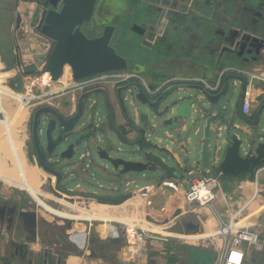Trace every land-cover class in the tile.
<instances>
[{
    "label": "water",
    "instance_id": "1",
    "mask_svg": "<svg viewBox=\"0 0 264 264\" xmlns=\"http://www.w3.org/2000/svg\"><path fill=\"white\" fill-rule=\"evenodd\" d=\"M104 1L59 0L58 2L62 3V10L51 9L47 12L45 10L42 14L37 15L40 21L37 28L42 26L41 32L50 38L52 49L48 54L35 55L34 59L37 60L38 68L43 66L47 72L53 74L54 81L62 78L64 69L68 65L71 66L76 80L125 69V60L118 56L110 46L113 28H106L104 35L97 39H88L82 32L74 31L77 25L89 21L96 4H101ZM50 3L57 7V2L56 4L54 1ZM256 4L257 1L248 5L249 13L255 15V18H251V20L255 22L256 26L248 25L249 20L244 22L236 19L234 21L231 17H226L220 24L223 32H211L210 50L213 55H226L227 59L221 62L223 65L236 66L239 64L242 66L243 63L250 62L248 56L264 51V26L262 24L264 23V3L259 6ZM120 12L121 10H118V13ZM34 20L37 21V18ZM20 22L21 17L18 18V26ZM227 24L233 26L239 24L240 29H234L232 26L229 28ZM41 59L47 60V64L46 62L43 64ZM247 86L245 79L232 73L224 75L219 85L217 82L211 88L179 83L162 93L160 91V94L132 86L128 90V94H130L131 103L135 107L136 119L131 118L129 111L123 118L127 130L130 131V133L127 131V134L134 136L131 140L117 125V118L113 114L112 106L107 121L108 127L105 126L106 123L104 122L101 126L91 124L85 130H78V123L82 118L83 99L87 98V102L91 101V98L96 97L97 94L96 92L86 93L80 98L78 115L73 119L62 121L59 153L52 158V160L60 158L63 160V164L60 166L61 170L47 167L45 157L38 147L41 168L56 178L55 192L70 194L71 191L62 185L66 184V178L85 176L89 171L88 167L87 172H81L78 175L75 166L78 164L82 168V166L88 165L84 162L87 158L78 163L73 161L77 149L84 141H87L89 146L97 144L99 158L118 173L162 171L161 180L166 178L177 180L179 179L177 167L169 165L160 156L162 151L166 149L165 146L160 145L167 142L174 145L184 143V149L187 153L186 159L189 160L193 155L196 164L208 170L214 178L221 179L236 174L249 176L254 172V168L264 164V128H261L264 122V104L258 109L254 120L243 115L240 118L235 116L237 110L241 109L243 105ZM238 87L241 89V95ZM102 93L105 95V92ZM138 103L148 112L141 113L137 107ZM125 108L127 109L126 105ZM44 112H46V108L38 110L35 114L34 136L36 140L38 118ZM238 120L244 125L236 124ZM98 131L106 134L103 135V139L97 137ZM160 131H164L166 137L157 135ZM54 132L56 134L55 129ZM107 133L115 135L122 144L130 147L137 146L138 151L135 154L140 156L142 161L132 162L122 158L125 153L108 140ZM152 136L159 143L158 146L153 144ZM245 136L247 137L244 138ZM137 137L140 139L136 140ZM101 142H104V146L98 145ZM87 151L91 153L92 157L91 150L88 149ZM68 153H74V155H68ZM137 182L146 183L148 181L141 179L132 181V183ZM129 184L127 182L126 186ZM154 187L155 185H150L135 190H127L125 194L116 189L108 190L110 193L108 195L89 194L87 192L83 196L108 204H120L137 194L148 193ZM19 216L30 228H36L38 224L36 212L22 211ZM110 226L113 228L115 236L110 234L105 240L113 244H120L122 238L116 225L110 224ZM92 231L99 235L96 228H93ZM90 251L92 256L96 255L95 250ZM67 259L68 256H64L62 261Z\"/></svg>",
    "mask_w": 264,
    "mask_h": 264
},
{
    "label": "crops",
    "instance_id": "2",
    "mask_svg": "<svg viewBox=\"0 0 264 264\" xmlns=\"http://www.w3.org/2000/svg\"><path fill=\"white\" fill-rule=\"evenodd\" d=\"M23 1L29 3V1L27 0H23ZM30 7H31L30 9H33L32 5H30ZM225 8L229 10V15L234 14L233 11L235 9V5L229 4L226 5ZM17 9L16 12L22 13L21 10H17ZM32 16L33 15L27 17L25 15L24 22L22 23L21 27L15 28L14 36L16 35L15 36L16 39L14 42L17 43L16 44L13 43L14 45L11 48V55L6 58V60L9 61L11 60V69L15 73L16 72L18 73L20 71L19 69L20 66H22V63L18 64L15 63L16 60L14 61V57L17 55L19 51H20V55H24L25 53H27L28 50V49L26 50L24 47L28 46L34 52V54L37 55L38 51L40 50L39 46L38 48H35L38 43L35 41L36 35L34 32V28L32 26ZM234 21H236V19H234ZM237 21H239V18H237ZM254 23L255 22L253 20H250L247 24L253 26ZM228 26L229 28L232 26V28L234 29H240L239 24H237L236 26L229 24ZM21 37H23L24 39L23 38L21 39ZM22 59H23L22 61L24 62L23 66L31 65L26 62L27 56H23ZM241 67L240 69L253 70L252 68L243 67V66ZM15 68L18 70L16 71ZM254 70L256 69L254 68ZM222 73L223 71L219 72L217 69L214 68H212L211 70V67H209V69L207 68L206 70H204L199 66L197 67V64L195 63L194 66L189 71L186 72V77L191 79L190 83L188 84L206 86L204 83L206 82L208 85L214 87L217 84V82H219L220 77L223 76ZM228 73H232L234 75L242 77L243 79L246 80L248 85H250L251 83L250 78L244 73L229 71L226 74ZM177 76L183 77L182 74H180V72H177ZM41 78L37 79V81L40 83L44 81V80L42 81ZM148 79H149L148 77L144 79V82L146 84V85L144 84V90L146 91H148L147 87L153 93H157V92L160 93V91L161 92L163 90L165 91L168 89V87L170 88V85L166 86L164 85L165 83L161 85L155 83L152 85ZM239 94L241 95V89ZM8 95H9V91H8ZM263 104H264V81H255L252 89L251 114L250 116L247 117L244 116V117L250 120H254L258 109ZM22 109L24 110L26 109L27 111L26 107H22ZM10 111L13 112L12 109H10ZM241 115H242L241 109H238L237 112L235 113V116L237 118H240ZM119 121H120L119 122L120 127L122 124L125 125V120L123 118L122 120ZM13 124L14 123H10L11 133H12ZM2 130L4 131V128H2ZM14 141L17 146V142L15 138ZM180 144L181 143L178 144L176 143L175 145L167 144L164 147L166 149H164L162 151V154L160 155L163 158V160L167 162L166 158L163 157V154L165 153L168 154L169 157L176 162L177 168H179L178 166L180 162L185 163L187 165V159L185 160L186 155L183 153L182 151L183 147H181ZM174 146H176V150H174L173 148ZM16 148L18 149V147ZM27 166L30 172L39 171L42 173L40 177V184H41L40 190L48 194V196L53 195L52 192L51 193L46 192L44 188L46 185L49 184L51 188L54 190L55 180L48 179L46 181V177L48 176L46 175V172L42 170V168H40L39 166L37 165L34 166L33 163L28 161H27ZM5 172L6 170L0 168V175L5 174L4 176L12 178V176H10L8 173ZM178 175H179L178 181L180 182L182 181V175L180 171ZM36 177L37 175H35V178ZM0 180L2 181L5 180L6 182H8L5 178H0ZM220 181H221V187H222V181H224L225 184H227L228 191L222 193L224 197V201L221 200L222 202L219 200V196L217 194L216 202L224 206L222 207L221 211H219L216 207V202H215L214 206L216 213L208 208H202L197 204L194 205L187 204L182 199L178 202V205L173 210H167L163 207L160 209L158 207L157 208L153 207L154 196L158 190L162 189L160 188V184L159 185L151 184V185H155V187L150 192L145 194H137L133 198H130L129 200L120 204H111V203L108 204L104 202L95 201L94 199L88 200L91 198H88L87 200L88 203H91L89 205H92V203L97 202L99 203L98 205L100 207L102 208L104 207L102 214H100L101 212L98 213L100 215H108L115 219L134 218L137 219L139 222L143 223V225H146L147 228L151 230L153 229L159 230L158 229L159 225L156 224H160V225L163 224L162 226H165V227H161V229H163V232L164 231L167 232L168 230H171L168 233V236L161 234L158 238L154 240H149L147 243V247L145 249L146 253L144 254V256L140 259L128 260L126 264H185L188 258L192 255L191 250H200V249L206 250L205 252L211 255L212 264H219V261L217 263V252H215V250L212 249L211 245L209 244L208 246L203 245L202 248H200V246L198 245H200L201 242L207 243L206 241L210 240L211 239L210 237H214L218 235V230L221 228L222 225L220 220H222V222H224L225 224H230L232 220V215L237 214L239 213V211L242 210L239 216V220H241L244 223L245 222L250 223L252 226L251 228L252 231L260 233L261 237L264 236V164L254 168V172L249 176L236 174L221 178ZM10 184L15 185L13 183ZM145 186H150V185H145ZM15 187L18 186L15 185ZM143 187H138V188H143ZM220 190L222 191V188ZM21 192L25 193V191L23 190H21ZM79 192L80 193L76 195H78L79 197L77 199L80 200L77 199L76 200L77 202L84 203L87 197L83 196V194H87V192L85 190H81ZM27 194L29 195V193ZM3 195L1 196L2 198L0 200H2L4 208L6 207L11 208V205L13 203H20V204L22 203L21 198H16L15 196L14 198L11 199ZM81 196H83L84 199L81 200L80 198ZM143 198H145L144 199L145 204L143 203L144 202ZM128 204H130L132 209L129 210L128 208H124ZM113 208L115 211L118 212V214H114V212L112 214H109L107 212L108 210L112 211ZM20 209L21 212L22 211L36 212L38 215V224L36 228H30L28 225H26L23 222L22 218L18 219L16 217L14 213V209L12 210L13 213H11V211L9 212L6 211L7 212L6 217L0 216V264H69L72 258L76 259L75 260L76 264H122L123 259H125V253L123 249L126 246L127 242L126 239L124 238V229H123L124 223L118 221L110 222V224L116 225L118 229L119 235L122 238V242L120 244H113L110 241H106L105 239H107L109 236L103 238L100 235H96L95 233H93V231H91V234L88 237L87 248L85 250H80L76 246H74L68 239V232L71 229L70 226L71 224L69 223L66 224L67 222H63L62 220L59 219H58L59 221L58 220L56 221L57 225L53 224L46 217V213L43 208H41V210L37 209V211L29 207H23V208L20 207ZM142 209L145 210L144 214L141 213ZM184 212H188V213L184 215L185 214ZM181 216L183 217L179 219ZM53 220L56 219L53 218ZM145 220L148 221L150 224L145 223L144 222ZM189 222L194 223L195 225H200V231L196 233L186 232L185 224ZM128 223L129 222H126V224ZM135 223L138 226L139 223L138 222ZM135 223H131V224L134 225ZM76 225H75L76 230L78 231L85 230V226H83L82 224H78L81 228H78L77 227L78 225L77 226ZM97 225L99 224H96L94 226V229L95 228L100 229L102 227V226L97 227ZM175 229L176 230L179 229L180 230L179 233L176 232ZM198 233L201 235L200 236L201 240H199V242H197L196 244L191 243L190 240H192L193 237H195L194 235ZM110 234L114 235V233H110ZM185 237H189V238L185 239ZM221 242H223V239L221 240ZM213 245H216V243H213ZM213 247L218 249V247L216 246ZM222 247H223V243L220 246V248L222 249ZM90 250H95L96 255L92 256ZM257 253H264V251ZM64 256H68V259L66 261H62V258ZM251 256H252V249L251 251L247 250L245 264H249L251 262L252 260ZM260 257L255 256V258L252 260L254 264H264V254L260 255ZM218 259L220 260V258Z\"/></svg>",
    "mask_w": 264,
    "mask_h": 264
},
{
    "label": "flooded vegetation",
    "instance_id": "3",
    "mask_svg": "<svg viewBox=\"0 0 264 264\" xmlns=\"http://www.w3.org/2000/svg\"><path fill=\"white\" fill-rule=\"evenodd\" d=\"M32 5L35 15L32 19L37 18L36 25L32 26L36 38L40 40L41 45L46 48L40 54H48L51 49V40L41 32L39 26L38 14L51 9L62 10V3L59 0H27ZM57 2V7L50 2ZM62 1V0H61ZM250 0H239L238 10H248ZM236 1L232 0H105L103 3H97L89 21L82 25H77L74 31H80L88 39H97L104 35L106 28H113V34L110 40V46L116 51V54L122 57L125 62V69L117 72H110L111 81L104 86L85 91H68L57 94L50 92L46 95V100L36 107L32 112L28 111L29 116L26 122L27 138L23 145V153L28 162L41 168L39 159V149L45 157L46 166L55 170H61L60 166L63 160L52 158L59 153L60 135L62 132V121L70 120L76 117L80 112V98L89 92H96V100L93 101L98 106H104L105 126L108 127V117L110 108H113V114L117 118H125L128 110L125 108L126 93L132 86L144 88V79L149 78L150 83L163 84L172 87L179 83H190L186 77L194 64L206 70L209 69L210 60H214V66L218 71H224L228 68H240L241 66H223L222 61L226 60V55H213L210 50L212 20L215 17L210 13L216 9L218 4H222L221 11H226V5H235ZM17 4V3H16ZM262 3H259L261 5ZM55 5V6H56ZM19 2L16 5L18 8ZM258 6V5H257ZM264 9V8H263ZM118 10H121L118 13ZM217 11V10H215ZM254 19L255 15L251 14ZM21 17L18 26V18ZM15 28L21 27L24 22L21 13L16 12ZM224 17L222 20H224ZM233 19L238 16L234 15ZM221 20V21H222ZM195 27L196 30H195ZM215 32L219 31L217 28ZM219 32H223L222 29ZM16 36V35H15ZM16 39V37H15ZM198 48V49H197ZM197 49V51H196ZM196 58V60H195ZM249 63H243V67L254 68L257 71L264 70V51L260 54L254 53L248 56ZM42 63L47 64V60L41 59ZM27 65L23 68L26 70L36 65ZM220 66L224 67L221 68ZM43 67V66H42ZM242 68V67H241ZM180 72L183 77H178ZM264 72V71H261ZM119 73V74H118ZM227 71L223 73L226 75ZM221 77V79L223 78ZM221 82V80H220ZM169 88V87H168ZM105 92V95L102 93ZM164 92V90L162 91ZM161 92V93H162ZM158 93V92H157ZM160 93V94H161ZM69 96L68 101L61 102L63 97ZM87 98L83 99V108L81 117L85 114ZM121 103V104H120ZM38 118L37 140L34 136L35 114L38 110L45 109ZM117 109V110H116ZM29 110V109H28ZM80 117V118H81ZM46 123V129L42 125ZM51 124V128H50ZM56 130V134L54 132ZM121 129H123L121 127ZM125 132V131H123ZM44 138V140H43ZM140 138L137 137L136 140ZM39 147V149H38ZM74 153H68V155ZM76 171L81 174V165L76 164ZM89 172V171H88ZM48 179L56 181L52 175L46 172ZM2 195L0 194V199ZM20 203H13L11 208H4L0 200V216L6 217L7 212L14 209V213L20 219ZM5 209V211H4ZM7 211V212H6ZM6 212V213H5ZM181 219V218H179ZM178 219V220H179ZM189 237H185L188 239Z\"/></svg>",
    "mask_w": 264,
    "mask_h": 264
},
{
    "label": "rangeland",
    "instance_id": "4",
    "mask_svg": "<svg viewBox=\"0 0 264 264\" xmlns=\"http://www.w3.org/2000/svg\"><path fill=\"white\" fill-rule=\"evenodd\" d=\"M232 1H236L235 3V9H234V14L238 16V18L240 19V21H250L251 19V15L250 13L245 10V9H241L238 10V3L239 0H232ZM257 1V4L259 6V3H264V0H250L249 3L247 5H251L253 2ZM22 5L19 6L18 9L16 8V5L18 4ZM23 0H0V50H2V52L0 51V64H3V68L5 69H10L11 68V60H6V58L8 56L11 55V48L14 45L13 43H17L14 42L15 41V36H14V32H15V15H16V9L17 10H21L22 11V18H25V15L31 16V15H35V11L33 9H30V5L28 2H24ZM17 3V4H16ZM25 5V6H23ZM221 6L222 4H218L217 8L210 10L212 16H216L215 20H212L211 24H212V31H214L216 28L221 31V20L224 17H234V14H230L229 15V10L226 11H221ZM217 10V11H215ZM264 12V9H263ZM33 17V16H32ZM233 19V18H232ZM243 19V20H241ZM234 20V19H233ZM32 23L33 25H36V21H33L32 19ZM255 24V23H254ZM253 24V26H255ZM264 26V23H262ZM197 27H195L196 30ZM23 37H21L22 39ZM24 39V38H23ZM35 41L38 43L36 45L35 48H38L39 45H41L40 40L37 38H35ZM35 43V42H34ZM27 47V48H26ZM24 47L27 50V53H25L24 55H20V51L17 53V55L14 57V61L15 63H22V66H20V71L16 74L18 76H20L22 78L21 84L20 86L18 85H12V90L14 92H16L14 89L15 87L18 88V93L20 94L18 95V99L23 102L24 105H20L19 102H17L16 100H10L9 97L7 96L6 101L4 102L5 104H7V108H8V114L11 116V120L10 123H14L12 126V133L14 135V138L17 142V147H18V151L19 154L21 156V160L23 163V166H25V172L28 178V181L31 185V187L34 189V191L38 194V196L45 202H47L51 207L56 208L55 206H53L52 204L49 203L48 198L49 196L43 192L42 190H40V177H41V172L39 171H29V168L27 166V160L24 156L23 153V145L26 141L27 138V132H26V122L29 116L28 111L32 112L36 107H38L42 102H44V99H38L39 95L41 94V92L45 89L43 86H41L42 84L40 82L37 81V79H42V81L44 80V75L43 73H45V67H41V68H35L34 73H32L31 75L25 74L26 69L23 68L25 66L24 62L22 61L23 56H27L26 62L28 64H34L35 63V59H34V52L28 47L26 46ZM46 47L45 46H39V51L37 54L42 53V51H44ZM3 55V56H2ZM214 60H210L209 67L214 68V69H219L218 67L214 66V63H212ZM223 65V64H222ZM34 66V65H33ZM223 66H227V65H223ZM22 67V68H21ZM35 67V66H34ZM221 68H224L222 66H220ZM16 69V68H15ZM18 69H16L17 71ZM212 70V69H211ZM264 71V70H261ZM43 75V76H42ZM37 82V83H36ZM40 83V84H38ZM6 87V86H5ZM8 88V87H7ZM9 89V88H8ZM29 91V94H31V98L32 101L30 102V104L28 105V102H26V99L23 95H25V93H27V91ZM238 91L240 92V88L238 87ZM126 97L128 98V101L125 102V105L131 115V118L133 120L136 119L135 117V107L132 105L131 103V99H130V94L126 93ZM69 96L63 97L61 99V102H66L68 101ZM96 98L92 97L91 101L86 102V106H85V114L84 116L80 119L79 123H78V130H85L87 127L91 126V124H99L101 126L102 123L105 122L103 116H104V106L102 104L96 106L95 108L93 107L94 103L93 101H95ZM30 101V99L28 100ZM19 107H26V109H21L19 110ZM93 107V108H92ZM137 107L139 109V111L141 113H146L148 112V110L146 108H144L142 105H140L139 103L137 104ZM10 109L13 110L14 113H12V111H10ZM29 109V110H28ZM117 110V109H116ZM98 114V115H96ZM119 120H122V118H120V116L117 117V125L119 126ZM236 124L238 125H243L241 121H237ZM123 125V127H122ZM121 127L123 128L122 130L125 131L127 137L131 140L134 138V136L132 137L131 134H127L128 132L130 133V131L127 130L126 125L122 124ZM43 130L46 129V123L42 125ZM261 128H264V122ZM128 131V132H127ZM5 132L2 130V128L0 127V168L6 170V173H8L10 176H12V179H20V174H19V170L16 166V163L13 161V157H12V153H11V149L7 143V139L5 137ZM103 135L106 134H102L101 132H97V137L100 139H103ZM108 135V140H110L117 148L123 150V152L125 153L124 156L122 158L128 160V161H132V162H141L142 158L138 155H136L135 153H137L138 151V147H130L127 146L125 144H122V142H120L119 139L116 138L115 135H112L110 133H107ZM157 135L165 136L164 131H160L157 133ZM247 136H245L244 138H246ZM44 140V138H43ZM151 140L153 141V144L158 146V142L155 140V137L152 136ZM3 143V144H1ZM168 143L164 142L162 143L160 146H166ZM98 145L104 146V142L98 143ZM174 150H176V146L173 147ZM90 149L92 152V157L87 158L84 160V162L86 164L89 165V172L85 175V176H80V177H73L71 176L70 178H66V184H62L63 187H65L68 191H73L75 194H79L80 190H85L86 192H88L89 194H96V195H108L110 194L108 192V190H121L122 194H125L127 190H135L138 187H143L145 185H151V184H157L159 183V181L161 180V178L163 177V173L162 171H143V172H131L128 174L125 173H118L116 171H114L113 169L110 168V166L108 165V163L102 161L99 158L98 155V151H97V144H91L90 146L88 145L87 141H84L80 147L77 149L76 152V156L74 157V162L78 163L80 162V158L83 154L86 153V151ZM163 157L166 158L167 162L169 164H171L172 166L176 167V162L169 157L168 154H163ZM186 160V158H185ZM82 163V162H81ZM196 162L194 159V156L192 155L190 157L189 160H187V167H193L196 166ZM38 170V169H37ZM178 170V168H177ZM203 173H208V170H205L202 168ZM35 172V173H34ZM179 174V170L177 171ZM35 175H37V177L35 178ZM77 178V179H76ZM145 178V179H144ZM147 180L148 182L143 183V182H137V183H132V181L134 180ZM13 181V180H12ZM14 182V181H13ZM129 182L130 184L128 186H126V183ZM183 185V190L175 196V193L173 192V190H171L170 188H162L161 190H158L154 196L153 199V207L155 208H165L167 210H173L176 208V206L178 205V202L181 200V197L184 195L185 192L188 191V182L186 180H183L182 182ZM18 187H15L14 185L6 182L5 180H0V194L3 196H6L8 198H14L16 196V198H21L22 200V206L20 205V207H29L33 210L40 209L41 210V206L38 207V205L36 204V201L33 199V197L31 195H28L26 189L20 188L18 183H17ZM18 188V189H15ZM21 190L25 191V193L21 192ZM44 190H46V192L48 193H53V194H57V192H55V190H53L51 188V186L48 184L45 186ZM228 191V187L227 184H225L224 181H222V191L219 189L216 193L219 196V200H223L224 201V197L222 193H225ZM27 192V193H26ZM19 195V196H18ZM78 200V199H77ZM222 202V201H221ZM86 204H91L88 203V201H85ZM99 203L94 202L92 203V208L93 210H99L100 214H102V211L104 210V207H100L98 205ZM224 205H221L220 203L216 202V207L219 211H221L222 207ZM124 208H128L129 210L132 209V207L130 206V204H128L126 207ZM186 208V206H185ZM58 209V208H57ZM45 211V210H44ZM125 211V210H124ZM46 212V211H45ZM109 214H112L114 212V214H118L117 211L113 210H108L107 211ZM99 214V215H100ZM49 221H51L53 224H56V220H53V218L51 216H47ZM183 217V216H182ZM180 217V218H182ZM59 221V220H58ZM71 224V222H67L66 224ZM152 223V222H151ZM103 224V223H102ZM102 224L97 225V227H101ZM130 224V223H128ZM155 224V223H153ZM159 225L160 227H162V225L160 224H156ZM72 226V224L70 225ZM78 228H81L80 226ZM171 230H168L167 232L169 233ZM174 231V230H173ZM176 232L179 233V229L176 230ZM157 232L159 233V235L164 234L163 229H159L157 230ZM163 232V233H162ZM156 233V234H158ZM104 238V237H103ZM223 239L222 236H216L214 238H211L210 240L205 242H201L200 248L203 247V245L208 246L211 245L212 249L215 250V252H217V263L219 261L218 258H220V254H221V248L220 246L222 245V243L224 244V240L223 242H221V240ZM213 243H216V245H213ZM197 246V245H195ZM213 246L218 247L215 248ZM217 249V250H216ZM252 248H248L247 250L251 251ZM192 255L188 258V260L186 261L185 264H193V260L199 261L203 264H209L203 261V258H207V256H205L204 252L202 250H191ZM143 253L145 254L146 251H143ZM264 253H257L254 252L252 249V256L251 259L253 260L256 257H260V255H263ZM261 258V257H260ZM251 260V262L249 264H254V262Z\"/></svg>",
    "mask_w": 264,
    "mask_h": 264
},
{
    "label": "built area",
    "instance_id": "5",
    "mask_svg": "<svg viewBox=\"0 0 264 264\" xmlns=\"http://www.w3.org/2000/svg\"><path fill=\"white\" fill-rule=\"evenodd\" d=\"M66 67L64 69V74L60 80L54 81L52 78L50 83L43 86L45 89L41 92L38 99L46 100L48 90L50 92H56L57 94L65 93L68 91L75 92L77 90L82 92L85 90L104 86L111 81L109 75L111 73H103L89 78L76 80L74 78L72 68L69 70V72L66 73ZM226 71H236L239 73H244L250 78L251 83L246 88L243 105L241 107L242 115L246 117L250 116L252 110L253 84L255 81H264V72L257 70H244L240 68H228L224 70L223 73H225ZM65 77L66 83L63 81ZM220 80L221 77L219 79L218 85L220 83ZM204 83L208 88H211V86L206 82ZM12 87L13 86L10 85L11 90ZM147 89L149 92H151L148 87ZM14 90L17 93L19 92L17 87H15ZM16 92L13 91V94H17ZM23 96L25 97L26 102H28L29 105L33 99L30 97L31 94H29V90ZM29 99L30 101H28ZM180 145L181 147H183L182 151L184 152V154L187 155L186 150L184 149V143H181ZM89 157H91V153L89 151H86V153L81 156L80 160H84L85 158ZM88 167V165L82 166L80 172H87ZM178 167V170L182 175V181L186 180L188 182V191L184 193L181 199L187 204H197L202 208H208L216 213L214 206L217 199L216 192L222 188L220 179L214 178L209 173V171L208 173H203L201 165H196L188 168L185 163L180 162ZM182 181L179 182L178 179L174 180L166 178L161 180L160 188H170L174 191L175 195H178L183 190ZM49 196V203L56 208L65 211L69 215V217L56 218V216L54 215L50 216L54 219L62 220L63 222H71L72 226L68 232V239L78 249L85 250L88 246V237L91 234L92 229L96 224L103 223L102 221L98 220V213L100 211L93 210L92 205H88L85 202H77L76 199L79 197L78 195L74 194L72 190L70 194L58 193V195L53 194ZM80 198L81 200L84 199V197L82 198V196ZM87 199L88 198H86V201L93 200ZM144 212L145 210L142 209L141 213L144 214ZM241 212L242 210L239 211V213L232 215L230 224H225L224 222H222V220H220L222 225L219 231H221V233L223 234H219L218 236L223 237L224 244L221 249L219 264H245L247 248H252L256 252L264 251V236L261 237L260 233L252 231V226L250 223H244L239 220ZM95 215L97 216V218L95 217ZM138 223L141 225L143 224L141 222ZM76 224H82L83 226H85V230H76ZM123 229L124 238L126 239L127 244L123 249L125 253V259H123L122 264H126L128 260H136L142 258L144 256L143 251H145L148 241L154 240L160 236L159 234H156L151 230L144 229L142 226L137 225H129L124 223ZM133 248H136L138 250L137 254H134ZM131 254L134 255L130 256Z\"/></svg>",
    "mask_w": 264,
    "mask_h": 264
},
{
    "label": "bare ground",
    "instance_id": "6",
    "mask_svg": "<svg viewBox=\"0 0 264 264\" xmlns=\"http://www.w3.org/2000/svg\"><path fill=\"white\" fill-rule=\"evenodd\" d=\"M70 69H71V66L68 65L66 67V73L69 72ZM43 75H44V77H43L44 81L41 82V84H42L41 86H44V85L50 83L52 78H53V74L51 72H46L45 71V73H43ZM65 80H66V77H65V79H63V81L66 83ZM21 81H22V78H21ZM38 84H40V83H38ZM8 91H9V89L2 84L1 64H0V102H1L0 103V126L2 128H4L6 139H7V143L9 145L10 149H11V152H12L13 161L16 163V166H17V168L19 170L20 179L19 180L15 179V178L12 179L10 177L4 176L5 174L4 175H0V178H5L8 182L13 183L15 185H17V183H18L19 185H21V186H19L20 188L26 189V191L29 193V195H31L33 197V199L36 201V203H38L46 211L45 213L47 214V216L54 215V216H56V218H68L69 215L65 211L57 209V208H54V207H51L47 202L43 201L38 196V194L34 191V189L31 187V185H30V183L28 181V178L26 176V172H25V169H24L20 154L18 152V149L16 148L17 146H16V143L14 141V137H13V135L11 133V125H10L11 116L7 113L8 112L7 106L8 105L4 103V102H7L6 98H7V96H9L8 95ZM21 109H22V107H19V110H21ZM12 113H14V112H12ZM1 144H3V143H1ZM144 199L145 198H143V201H144L143 203L145 204V200ZM184 213L183 214L186 215V213H188V212H184ZM79 216H83V215H79ZM95 217L97 218L96 215H95ZM74 219H78V218H74ZM98 220L102 221L104 224H103V226L100 229L96 228V230H97L98 234L101 237H104V238L109 236L110 233H113L112 232L113 228H111V226H110V222L111 221H118V222H121V223L129 222L130 224L131 223H135V222H139L137 219H134V218H123V219H121V218L119 219L118 218V219H115V218H112V217H110L108 215H99L98 216ZM144 222L150 224L146 220ZM131 225H133V224H131ZM134 225H136V224H134ZM138 226H142L144 229L151 230V229H148L147 226L143 225V224L142 225L138 224ZM77 227H79V225ZM162 227H165V226H162ZM185 227H186V232H194V233H196V232L200 231V225H195L194 223H191V222L185 224ZM158 229H161V227L158 226ZM151 231L154 232V233H158L157 230H154V229L151 230ZM219 234H223V233H221V231L218 230V235ZM164 235L168 236V232H164ZM194 236L195 237H193V239L190 240V242L196 244L197 242H199V240H201L200 239L201 235L198 233V234H195ZM214 237H216V236H214ZM214 237H210V238H214ZM133 251H134V254H137V252H138V250L136 248H133ZM134 254H131L130 256H132ZM75 260L76 259L72 258L70 260V263L69 262L68 263L69 264H76Z\"/></svg>",
    "mask_w": 264,
    "mask_h": 264
},
{
    "label": "trees",
    "instance_id": "7",
    "mask_svg": "<svg viewBox=\"0 0 264 264\" xmlns=\"http://www.w3.org/2000/svg\"><path fill=\"white\" fill-rule=\"evenodd\" d=\"M35 71V67L34 66H31L29 67L25 74H28V75H31L32 73H34ZM1 79H2V84L6 87L9 88V99L10 100H16L17 102L20 103V105H24L23 102H21L19 99H18V94H13V91L10 89V85H22L21 84V78L20 76H18L14 71H12V69H5L3 68V64L1 65ZM204 252L205 256H207V258H203V261L206 262V263H209V264H212V261H211V255L207 252H205L206 250L204 249H200ZM193 264H203L199 261H196V260H193Z\"/></svg>",
    "mask_w": 264,
    "mask_h": 264
}]
</instances>
